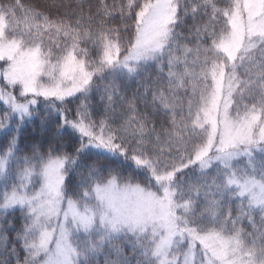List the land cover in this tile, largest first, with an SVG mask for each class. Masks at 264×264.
I'll return each mask as SVG.
<instances>
[{"label":"snow or ice","instance_id":"obj_1","mask_svg":"<svg viewBox=\"0 0 264 264\" xmlns=\"http://www.w3.org/2000/svg\"><path fill=\"white\" fill-rule=\"evenodd\" d=\"M0 264H264V0H0Z\"/></svg>","mask_w":264,"mask_h":264}]
</instances>
